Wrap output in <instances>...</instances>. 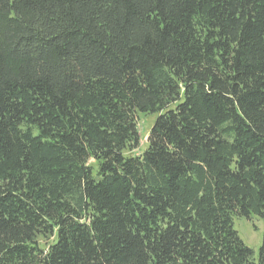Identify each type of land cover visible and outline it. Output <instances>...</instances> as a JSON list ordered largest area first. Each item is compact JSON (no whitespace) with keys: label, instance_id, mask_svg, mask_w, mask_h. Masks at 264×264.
Here are the masks:
<instances>
[{"label":"trees","instance_id":"16d2710c","mask_svg":"<svg viewBox=\"0 0 264 264\" xmlns=\"http://www.w3.org/2000/svg\"><path fill=\"white\" fill-rule=\"evenodd\" d=\"M254 216L264 0H0V264H264Z\"/></svg>","mask_w":264,"mask_h":264},{"label":"rangeland","instance_id":"374dc122","mask_svg":"<svg viewBox=\"0 0 264 264\" xmlns=\"http://www.w3.org/2000/svg\"><path fill=\"white\" fill-rule=\"evenodd\" d=\"M156 115H145L139 113L137 115L138 121V131L141 133L142 142L140 148L134 151H127L128 155H140L144 149H146L147 139L150 134V129L152 128ZM234 229L237 230L239 237L242 242L245 243L248 247L254 250L256 256L259 253V249L262 246L263 236H264V221L259 217H252L248 219L246 217H236L234 219ZM45 241V240H44ZM42 245H47L45 242Z\"/></svg>","mask_w":264,"mask_h":264}]
</instances>
